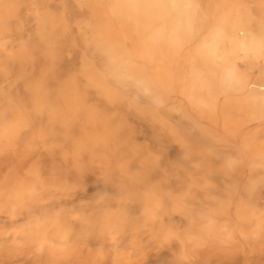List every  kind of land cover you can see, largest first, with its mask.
Instances as JSON below:
<instances>
[{"label": "rangeland", "instance_id": "1", "mask_svg": "<svg viewBox=\"0 0 264 264\" xmlns=\"http://www.w3.org/2000/svg\"><path fill=\"white\" fill-rule=\"evenodd\" d=\"M0 264H264V0H0Z\"/></svg>", "mask_w": 264, "mask_h": 264}]
</instances>
